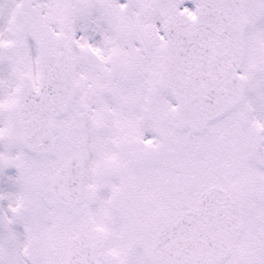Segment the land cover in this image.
Segmentation results:
<instances>
[{
	"label": "water",
	"instance_id": "water-1",
	"mask_svg": "<svg viewBox=\"0 0 264 264\" xmlns=\"http://www.w3.org/2000/svg\"><path fill=\"white\" fill-rule=\"evenodd\" d=\"M246 26L244 0H201L195 17L181 14L168 19L161 84L175 94L180 128L200 131L243 99L247 80L238 71L244 59ZM42 42L44 48L52 46ZM62 43L43 52L40 91L28 84L22 92L23 139L31 151H52V109L60 111L73 95L70 74L61 83L52 82L58 77H54L55 70L61 67L60 55L64 54L61 62L69 71L71 61ZM81 175L77 156L58 168L52 187L61 202L77 198ZM241 201L237 189L210 183L193 209L158 231L152 258L164 264L220 262L242 231ZM91 256L88 240L76 236L70 264H91Z\"/></svg>",
	"mask_w": 264,
	"mask_h": 264
},
{
	"label": "rangeland",
	"instance_id": "rangeland-1",
	"mask_svg": "<svg viewBox=\"0 0 264 264\" xmlns=\"http://www.w3.org/2000/svg\"><path fill=\"white\" fill-rule=\"evenodd\" d=\"M109 1L111 5L117 7V0ZM253 1L259 4L260 13L262 16L260 17V19L251 16V22L253 21V25H251L248 30V58L247 62L244 63V67L242 69L243 73H245V71L247 70L251 74L250 85L248 88V93L246 95V102L243 106L240 107L239 111H236L233 115L221 120L217 123V125L209 127L210 129L208 130V132L212 129L216 130V136L218 134H224L223 136L228 137L227 140L222 144L223 147L216 148L218 149L220 154H217L216 157L213 158V160L212 158H206L205 161L209 164L208 167L210 168V170L208 171L212 176V171L214 172V168L216 167L217 175L219 174L220 177L226 178L232 182H237L239 184H243V181L241 182V179L247 172H250L249 168L253 172L256 169V164L254 162L249 165L246 164L245 161L249 157H254V159L257 158V150L258 146L260 145L259 139L261 138V134H258L257 130L264 123V110L260 111L261 108H259V104H262V101L264 100V71H262V69L260 71V65L258 63L260 56L257 57L260 51L257 46H264V0ZM171 2H175L178 6L188 8L189 10L191 9V11L195 6H197L196 0H134V2L131 0V4H134L138 7L135 20H138L139 22L141 21V23H143L142 27L144 28V24L145 22H147L151 26L152 30H150V35L145 37L144 32H142V28L140 29V32H136L138 28L133 30L131 29L132 25L128 26L121 24L119 29H121V31L124 30L128 35V38L124 40L123 38H126L125 35L123 33L118 34V39L121 42H125L122 45L130 49L133 48V51L136 50L137 56H140L142 58L145 57L147 53H150L151 58L148 59H151L153 63L157 64L159 58V47L156 46L155 48H152L150 50V45L152 44L151 38L157 36V33H155V29L157 32V28L159 27V22L157 21L165 22L167 15L170 13L169 6ZM187 2L192 3L187 4ZM37 3L41 4L44 8V15H46L48 18L45 21L50 23L49 17L51 18L55 15L50 13V9L52 7L51 4L54 3V0H38ZM115 9L116 12L120 13L121 18H125L127 21L132 19L130 10L120 11L121 9H119L118 7ZM157 9L160 10L159 13L157 12ZM77 13H80V11L78 10ZM74 18L75 19L70 20L73 26L75 25V27H80L81 30H83L84 27H87L89 20L84 21L78 20L76 17ZM99 20L102 19L98 18L92 20V26H89L90 28L87 29L86 32L84 30L83 31L88 38L94 35L95 38L93 42L97 45L96 49L102 51L101 47L104 46V44H110V35L106 38L107 33L105 31V28L107 27L104 23L98 24L97 22ZM137 24H135L136 27ZM258 30H260V32L258 33L259 38L257 40H254V34ZM110 46V52L114 53L118 51L119 53H121L120 43L116 44V50L112 44ZM135 61H140V59L138 58V60ZM254 64L258 66L256 69L254 68ZM12 69L13 67L9 66L8 71L10 74L12 72ZM252 102L255 103L252 104ZM169 103L170 108L172 109L173 99L171 98V96L169 98ZM169 125L171 131L173 129V122L171 121V117L169 120ZM12 135L16 138V128H13ZM185 135L186 134L182 135L180 133L178 136H183V140H185ZM17 139L18 138H16V140ZM80 140L81 133L78 132L76 142L73 143L75 147L74 149L78 152H82V149H85V147L81 146ZM173 146H175L174 143L170 142L169 158L172 155L171 150ZM65 148L68 152L72 150V148H70L69 146ZM59 159V155L57 156L56 153V155L53 156L52 159L43 158L41 161L39 159H36V162L40 161V164L42 161L47 163V166L45 168H50L49 172H51L52 168L55 167ZM95 162V159L92 158L90 161V167L93 168V166H95ZM161 162H163V159L161 160ZM205 167L207 166L205 165ZM43 168L44 167L40 165V168L36 169V183L33 182L32 184H28L25 187L26 195H28V193L30 194V196L36 195V216H33L31 213H28V215L24 217H19L11 213L4 214V221L7 222L8 229H0V263L2 264L26 263L21 251L22 244H24V242L22 241V235L24 236V229L23 227L14 226L13 222L16 221H25L28 222V224L32 223L33 225L36 224V242L38 243L36 245V251L38 255L40 253H45V260H47V263L50 261L52 263H55L58 260V258H56V261L54 259H51L50 244L54 241H58L62 233L67 229L68 218L70 217V215L68 216L70 208L68 209L62 207L54 201L53 195L51 194L49 188V182H47L46 180L47 178L45 176V173L41 171V169ZM169 171L171 173L174 170L173 168H171ZM49 172L47 171L48 175L50 174ZM257 175L260 180L256 179V174L251 179L254 190H257L260 185H263L264 183V181L261 180V175L264 179V171L259 169ZM31 176H33V174ZM206 178H208V176ZM243 185H245V183ZM16 191L17 190H15L14 188L12 189L13 197H10L7 203L18 204L20 202L18 197L22 195L23 192L21 191L16 193ZM73 210L75 213L80 214L79 209ZM251 214L253 216H256V214L254 213ZM6 237H13V239H8V241H6ZM12 249H14L13 252H10V250ZM38 261H36V264H39Z\"/></svg>",
	"mask_w": 264,
	"mask_h": 264
},
{
	"label": "flooded vegetation",
	"instance_id": "flooded-vegetation-1",
	"mask_svg": "<svg viewBox=\"0 0 264 264\" xmlns=\"http://www.w3.org/2000/svg\"><path fill=\"white\" fill-rule=\"evenodd\" d=\"M141 79L131 75L126 77V83L122 84V80L115 77L109 81H104L100 85V88L106 94H110V91H112L120 102L121 110L125 111L127 107L135 106L137 100L152 93L151 80L153 77H147V80L144 81H140ZM139 81L141 92H139L137 86ZM1 88H4L2 83H0ZM160 98V106L164 110L165 100L162 92H160ZM132 127V125L122 124L120 117L118 118L116 129L120 135H124V139L122 141H115L113 145L119 153L118 160L122 156L126 160L119 167L117 164L111 169L103 167L107 171H114L115 186L112 188L110 184L107 185L106 183L102 186L91 184L86 191L87 209L89 207L91 209L90 205H95L98 212L104 214L106 206H108L106 203L108 202L107 198L110 197L117 219L112 222V226L110 225L108 230L102 232L99 231V227L106 228L107 226L101 223L98 225V229L95 230L91 216L81 219V223H78L79 229L86 230L89 228V232L96 239L99 245L98 258L102 264H138L139 258L134 253L137 250L145 252L148 249L153 230L156 227L154 225L159 224L156 221L159 220L160 216L156 218L151 213L153 211H157L158 213H166L168 211L170 193L163 186L165 173L160 172L159 174L161 187L153 188L155 182L152 179V166L150 164L152 163L151 155L154 153H159L161 150V155H165L167 151L166 142L161 144L160 147H155L154 149L150 147L142 150L141 143L134 137ZM69 128H71V125H69ZM160 132L162 133L161 128ZM163 133L164 138H166L167 131ZM0 136L4 142L8 140L7 132H1ZM14 143V141L11 142L12 147ZM155 150L157 152H154ZM7 160V164L0 162V170L7 172L6 174L11 177V182H13L15 178L21 177V174L18 172L24 168V161L22 160L19 164H14L15 162L12 157H7ZM137 162L141 168H144L150 174L148 189L141 188L140 181L137 180V169L135 168ZM164 169L166 171L167 167L165 166ZM183 205V200H178L177 208ZM111 238H113L114 247L109 249L103 244L107 243ZM103 247L105 248L103 249Z\"/></svg>",
	"mask_w": 264,
	"mask_h": 264
}]
</instances>
